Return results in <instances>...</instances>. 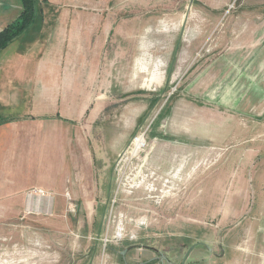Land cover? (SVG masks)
Returning a JSON list of instances; mask_svg holds the SVG:
<instances>
[{
    "label": "rangeland",
    "instance_id": "374dc122",
    "mask_svg": "<svg viewBox=\"0 0 264 264\" xmlns=\"http://www.w3.org/2000/svg\"><path fill=\"white\" fill-rule=\"evenodd\" d=\"M250 2L39 0L0 61L36 40L71 54L61 77L85 89L89 168L105 169L88 189L96 202L65 207L69 220L23 206L26 218L0 222V264H105L129 246L160 264H264V8L254 18ZM2 7L0 29L19 15ZM64 112L52 120L66 124ZM65 141L46 154L37 136L22 180L62 168Z\"/></svg>",
    "mask_w": 264,
    "mask_h": 264
},
{
    "label": "crops",
    "instance_id": "0c3cea01",
    "mask_svg": "<svg viewBox=\"0 0 264 264\" xmlns=\"http://www.w3.org/2000/svg\"><path fill=\"white\" fill-rule=\"evenodd\" d=\"M249 1L252 3L254 18H257V13L260 16L264 8V0ZM2 6L20 11L16 0H0L1 16L8 10ZM1 20L3 29L8 22ZM263 27L264 25H259V28ZM56 41L58 44L61 42ZM48 46V40H36L30 47L31 51L3 55L0 61V116L8 120L0 126V222L20 220L26 218V214H41L33 209L28 210L29 205L33 207L28 199L36 200L38 192L43 194L40 201L50 202L49 214L56 220L68 219L63 211L65 207L70 212L71 206L96 202L92 201L93 197L88 189L93 188V182L97 184L99 180L96 172H103L105 167H102V156L99 155L101 167L94 172L89 168L86 151V92L83 86H71L61 77V72L68 75V69H62V63L63 60H70L71 54L48 51ZM71 92L73 95H70ZM21 107L26 108L22 118ZM60 108L65 110L62 117L66 124L63 125L52 120L53 110ZM96 118L91 122L95 123ZM36 119L40 121L32 122L37 121ZM37 136L45 140L42 151L46 154L53 152V142L65 136V151L62 153L66 152L67 158H64L62 168L57 172H49L48 175L47 171L50 170H46V166L42 164L40 172L45 173L41 176L45 182L36 186L25 183L26 177L22 180V172L37 167L34 163L37 157L34 149L36 146L33 145ZM62 157L61 154L60 159ZM23 206L28 213H23ZM44 206L43 204L42 207ZM113 252L112 260L104 262L105 264H160L159 257L150 248L134 249L129 246ZM102 263L103 257L100 256L96 263L85 260L69 264Z\"/></svg>",
    "mask_w": 264,
    "mask_h": 264
},
{
    "label": "trees",
    "instance_id": "16d2710c",
    "mask_svg": "<svg viewBox=\"0 0 264 264\" xmlns=\"http://www.w3.org/2000/svg\"><path fill=\"white\" fill-rule=\"evenodd\" d=\"M39 4V0H19L20 11L17 19L0 31V50L7 47L34 22L41 13V10H37Z\"/></svg>",
    "mask_w": 264,
    "mask_h": 264
},
{
    "label": "bare ground",
    "instance_id": "6f19581e",
    "mask_svg": "<svg viewBox=\"0 0 264 264\" xmlns=\"http://www.w3.org/2000/svg\"><path fill=\"white\" fill-rule=\"evenodd\" d=\"M143 145L144 144H143L142 137L136 138L135 139V143H134V148H133L132 153H131L132 156L135 157L139 153L140 149L143 148ZM38 196H39V199L37 198L34 201H33L32 198L28 197V198H30V199H28L29 204H33V207L31 205H29L28 210L33 209V210H35L37 212H40V211H47V212H49L50 202L47 201V200H46L47 202H45L44 200L39 201V200H41V196L40 195H38ZM37 203H38V205H37ZM43 204L46 206V207L44 206L45 207L44 209H42Z\"/></svg>",
    "mask_w": 264,
    "mask_h": 264
},
{
    "label": "built area",
    "instance_id": "2783aa9c",
    "mask_svg": "<svg viewBox=\"0 0 264 264\" xmlns=\"http://www.w3.org/2000/svg\"><path fill=\"white\" fill-rule=\"evenodd\" d=\"M38 195L42 196L43 194H42V192H38Z\"/></svg>",
    "mask_w": 264,
    "mask_h": 264
},
{
    "label": "water",
    "instance_id": "95a60500",
    "mask_svg": "<svg viewBox=\"0 0 264 264\" xmlns=\"http://www.w3.org/2000/svg\"><path fill=\"white\" fill-rule=\"evenodd\" d=\"M161 260L163 261V257L161 258Z\"/></svg>",
    "mask_w": 264,
    "mask_h": 264
}]
</instances>
